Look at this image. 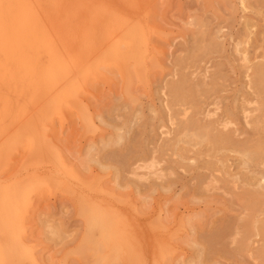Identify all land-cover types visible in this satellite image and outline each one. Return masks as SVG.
<instances>
[{
  "label": "rangeland",
  "instance_id": "rangeland-1",
  "mask_svg": "<svg viewBox=\"0 0 264 264\" xmlns=\"http://www.w3.org/2000/svg\"><path fill=\"white\" fill-rule=\"evenodd\" d=\"M262 6L0 0V65L30 72L0 115V264H264L263 151L215 148L222 183L200 185L182 125L216 95L201 119L264 142Z\"/></svg>",
  "mask_w": 264,
  "mask_h": 264
},
{
  "label": "bare ground",
  "instance_id": "bare-ground-1",
  "mask_svg": "<svg viewBox=\"0 0 264 264\" xmlns=\"http://www.w3.org/2000/svg\"><path fill=\"white\" fill-rule=\"evenodd\" d=\"M36 5V4H35ZM254 5V4H253ZM260 7V6H259ZM40 9V7H38ZM262 8H264L262 6ZM34 9V8H33ZM193 9V8H192ZM10 10V9H8ZM7 11V10H6ZM40 11V10H39ZM173 11V10H172ZM3 12V11H2ZM11 12V10L9 11ZM32 13V11H31ZM41 13V12H40ZM169 14V13H168ZM177 16V15H176ZM180 19V18H179ZM262 20V19H261ZM260 20V21H261ZM1 19H0V42L2 44L1 48H2V52L9 49L10 47H12V37L11 34L7 33V31L5 29L7 24H3L1 23ZM30 21V20H29ZM32 22V21H31ZM192 22V21H191ZM131 24V23H130ZM126 26H129L128 23ZM251 31V30H250ZM3 32L7 33L4 34ZM54 34H55V30H54ZM202 35V34H201ZM14 40V39H13ZM17 42V41H16ZM24 47H22L23 49ZM214 52V51H213ZM51 49H47V52L45 53L47 56L51 55ZM14 54V53H13ZM255 57V56H254ZM24 61V60H23ZM257 62V61H256ZM1 64V62H0ZM11 64V63H10ZM256 64V63H255ZM183 65V64H182ZM262 65H260V67L257 65V70L258 72H256L255 76H254V80L252 81V83H255V85L261 86L264 84V74L263 71L264 69H262L261 67ZM264 68V66H263ZM16 71L9 66V64L4 65L3 67H1L0 65V115H6L8 113H10V110L13 106V90L18 88L20 89V92H23L27 83L25 80L29 81V77H30V72L29 71H23L20 73L21 78H23L20 82L17 83V74L15 73ZM45 75V74H44ZM49 75V74H46ZM53 77V76H52ZM37 78V76H36ZM42 78V77H41ZM40 79V78H39ZM16 80V81H15ZM43 85V84H41ZM46 85V84H44ZM182 84H180L181 86ZM212 85V84H211ZM179 86V87H180ZM204 86V84H203ZM36 87H38L36 85ZM45 87V86H44ZM178 87V88H179ZM205 87V86H204ZM46 88V87H45ZM176 88V89H178ZM262 88V87H261ZM118 90V89H117ZM195 89H193L194 91ZM96 91V90H95ZM187 91V90H185ZM202 91V90H201ZM215 91V90H214ZM195 92V91H194ZM210 92V91H209ZM213 92V91H211ZM217 92V91H216ZM214 92V93H216ZM179 93V92H177ZM186 93V92H185ZM189 94V92H187ZM207 94H209L208 92H206ZM23 94V93H21ZM187 94V95H188ZM200 94L204 95L202 92H200ZM179 96H182L181 94H178ZM210 95V94H209ZM189 96V95H188ZM187 96V97H188ZM213 96L215 97L216 95H210L207 97L208 101L204 100V104H202L200 100H196L192 98L193 102L188 103L189 106L186 105V107L183 109V115H184V120L182 121V125L184 128V133H186L185 135H189V141H191V144H193V146L191 145L190 147H188L185 151V153H192L194 155H196L199 160L198 161V165L195 166V171L192 174V179H196L198 181V183L201 185L202 183L206 182L207 180H212V181H221V177L218 176L216 174V172H220L217 167L215 166L214 162H212L209 159H204V158H210V156L212 155V153H214V151L220 146V148L222 147V150L224 151L226 150H230V151H234L237 150L238 148H240V150H238L237 152L240 154L243 152L245 153V151H247L245 154L248 155H253V152H255L254 160L257 161L258 157H260V153L262 152L264 155V142H255L253 143L250 142L251 140H240L238 138H236V133L233 130H227L224 129L226 128L225 124V118L227 116L231 117L226 111L222 112L221 114L217 115V117L215 119H210V120H205V119H201L199 116H202L200 114H204L207 112V114L205 115H211V112L213 113V110H208V106H212L215 105L217 107L219 102H216V99L213 100ZM22 97V96H21ZM86 97V96H85ZM196 97V96H195ZM201 97V96H200ZM89 98V97H88ZM93 98V97H92ZM84 99V98H83ZM87 99V98H86ZM180 99V103L184 104L185 103V99H183L182 97H179ZM191 99V98H189ZM223 99V98H222ZM85 100V99H84ZM22 101V100H19ZM96 101V99H95ZM176 101V100H175ZM187 101V100H186ZM190 101V100H189ZM218 101V100H217ZM264 101V100H263ZM85 102V101H83ZM179 102V101H178ZM177 102V103H178ZM186 104V103H185ZM217 104V105H216ZM182 106V105H181ZM184 106V105H183ZM90 107V106H89ZM15 108V107H14ZM98 108V107H97ZM227 108V107H226ZM17 109V108H16ZM211 109V108H209ZM139 110V109H138ZM141 110V109H140ZM218 110V109H217ZM228 110V109H226ZM94 111V110H93ZM98 111V110H96ZM106 112V110H105ZM141 112V111H140ZM95 114V113H94ZM98 114V113H97ZM7 116V115H6ZM100 115H98L99 117ZM212 116V115H211ZM208 116V117H211ZM233 116V115H232ZM97 117V115H96ZM207 117V118H208ZM206 118V117H204ZM7 119V118H6ZM93 121V120H92ZM187 137V136H186ZM262 137V136H261ZM198 138H200V140H197ZM264 139V138H262ZM192 140L194 141H198L197 143L200 144L201 146L203 145L204 148L202 147V149L200 151H197L196 149H193V147H195V144L192 142ZM187 142L188 144L190 142ZM249 142V143H248ZM225 149H224V148ZM216 148V149H215ZM243 148V149H242ZM215 149V150H214ZM130 150V149H127ZM218 150V149H217ZM225 150V151H226ZM243 151V152H241ZM253 151V152H252ZM128 152V151H127ZM222 152V151H221ZM236 152V153H237ZM215 152V156H216ZM110 154V153H108ZM226 155V154H224ZM259 155V156H258ZM183 156V155H182ZM180 157L181 159H192L193 157H190V155H185L183 157ZM218 156V155H217ZM245 156V155H244ZM105 158V157H104ZM112 158V157H111ZM221 158V156H220ZM252 159V156H251ZM195 160V159H194ZM120 161V160H118ZM133 164L137 163V159H132ZM225 161V160H224ZM140 162V161H139ZM196 165V164H195ZM128 166H130L128 164ZM138 166V165H137ZM126 167V166H125ZM140 167V166H139ZM139 167H136L137 169H139ZM142 167V166H141ZM192 167V166H190ZM232 166L227 165L226 169V173L227 176L229 175L230 177L234 176V172L231 169ZM193 169V168H192ZM192 169H190V171L192 172ZM125 171V170H124ZM129 172V171H128ZM222 174V173H221ZM235 174H237L235 172ZM226 179V178H225ZM222 183V182H219ZM206 184V183H205ZM227 184V183H226ZM186 186V184L184 185ZM183 186V187H184ZM203 186V185H202ZM220 186V185H219ZM226 185H223L222 188L224 191L225 189L227 190V188H225ZM210 187V186H209ZM214 187V186H212ZM219 188V189H220ZM200 189V188H199ZM221 190V189H220ZM222 191V190H221ZM227 192V191H226ZM225 192V193H226ZM242 249V248H241Z\"/></svg>",
  "mask_w": 264,
  "mask_h": 264
}]
</instances>
